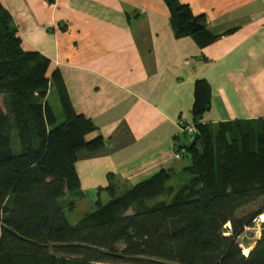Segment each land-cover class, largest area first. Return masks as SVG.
Returning <instances> with one entry per match:
<instances>
[{"label":"trees","instance_id":"1","mask_svg":"<svg viewBox=\"0 0 264 264\" xmlns=\"http://www.w3.org/2000/svg\"><path fill=\"white\" fill-rule=\"evenodd\" d=\"M164 1L177 37L193 36L204 47L219 36L188 3ZM22 43L0 0V264H264V221L249 254L242 245L264 214V117L201 122L212 91L196 80V132L184 133L188 142L175 138V151L190 162L120 194L115 182L99 187L111 199H97L72 224L66 211L85 197L79 153L102 149L105 139H89L97 127L75 110L59 69L49 74L51 59ZM258 201L256 212L239 215Z\"/></svg>","mask_w":264,"mask_h":264},{"label":"crops","instance_id":"2","mask_svg":"<svg viewBox=\"0 0 264 264\" xmlns=\"http://www.w3.org/2000/svg\"><path fill=\"white\" fill-rule=\"evenodd\" d=\"M181 1L219 36L204 47L177 37L164 0H1L23 48L51 59L49 74L59 69L75 110L96 125L89 139H105L79 153L82 189L115 182L122 192L180 171L175 138L186 135L181 120L195 121L198 79L212 91L201 122L264 117V0Z\"/></svg>","mask_w":264,"mask_h":264},{"label":"rangeland","instance_id":"3","mask_svg":"<svg viewBox=\"0 0 264 264\" xmlns=\"http://www.w3.org/2000/svg\"><path fill=\"white\" fill-rule=\"evenodd\" d=\"M49 101H50V104L52 105V107H53V109H54V111L58 117V123L62 122L64 120V114H63L61 102L59 100V97H58L56 91L51 92ZM0 104H3L2 96H0ZM182 139L184 141L188 142L190 138H189V136L182 135ZM174 157L177 158V152L176 151L174 153ZM189 162H190V155L189 154L184 155L183 159H182V163H184L183 165H187ZM86 189L90 190V191H86ZM86 189H83L85 197L78 200L76 208L74 210H67L66 211L67 217L72 224L77 223L88 212L93 211L96 208L95 202L97 199L100 198L103 203H107L111 199V195L109 194V192H107L104 189L101 191V190H99V187H96V186L95 187H89ZM98 192H100V194ZM118 193L120 194V192H118ZM260 206H261V201L247 205L239 211V215H244V214L256 212L260 208ZM254 221H255V226L249 227L246 229V233H245L246 239H244L246 241H243V244H242L244 248L248 247V245L250 243H252L254 240L259 238V236L261 234L260 233L261 223L264 220L262 221L261 215H259L257 218L254 219ZM250 247L253 248L254 246L252 245Z\"/></svg>","mask_w":264,"mask_h":264},{"label":"built area","instance_id":"4","mask_svg":"<svg viewBox=\"0 0 264 264\" xmlns=\"http://www.w3.org/2000/svg\"><path fill=\"white\" fill-rule=\"evenodd\" d=\"M179 126L182 132L191 135L196 132V125L193 123H187L184 120L179 122ZM181 154L177 152V158H180Z\"/></svg>","mask_w":264,"mask_h":264},{"label":"bare ground","instance_id":"5","mask_svg":"<svg viewBox=\"0 0 264 264\" xmlns=\"http://www.w3.org/2000/svg\"><path fill=\"white\" fill-rule=\"evenodd\" d=\"M261 220L262 221L264 220V214L261 215ZM250 251H251V248H247V247L244 248V253L245 254H249Z\"/></svg>","mask_w":264,"mask_h":264},{"label":"water","instance_id":"6","mask_svg":"<svg viewBox=\"0 0 264 264\" xmlns=\"http://www.w3.org/2000/svg\"><path fill=\"white\" fill-rule=\"evenodd\" d=\"M252 249V248H251Z\"/></svg>","mask_w":264,"mask_h":264}]
</instances>
